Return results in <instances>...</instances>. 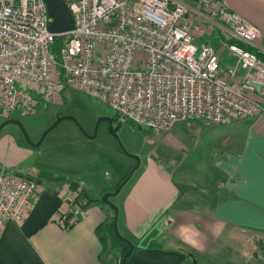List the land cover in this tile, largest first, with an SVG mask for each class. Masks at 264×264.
Returning <instances> with one entry per match:
<instances>
[{"label": "built area", "instance_id": "1", "mask_svg": "<svg viewBox=\"0 0 264 264\" xmlns=\"http://www.w3.org/2000/svg\"><path fill=\"white\" fill-rule=\"evenodd\" d=\"M62 1L73 21L66 34L49 31L43 0H0L1 119L27 115L39 98L57 99L69 88L158 132L264 115L256 98L264 89V35L220 1L194 0L196 11L185 0ZM200 14L222 27L218 50L195 44ZM55 38H64L57 59ZM37 189L34 180L0 173V237L6 222L26 218ZM81 211L72 202L56 225L68 230Z\"/></svg>", "mask_w": 264, "mask_h": 264}, {"label": "rangeland", "instance_id": "2", "mask_svg": "<svg viewBox=\"0 0 264 264\" xmlns=\"http://www.w3.org/2000/svg\"><path fill=\"white\" fill-rule=\"evenodd\" d=\"M196 31L199 36L195 44L216 45L218 36L212 26L204 27L199 23ZM64 117L73 120H60L49 130ZM101 119H110L111 124ZM9 120L17 121L20 127L8 124L0 130L1 174L31 176L36 183L41 182V187H59L62 182H75L94 200H101L106 186L113 190L128 174L121 191L109 199L117 209L116 229L121 240L141 248L155 241L163 250L180 249L190 257L194 254L193 259L187 257L184 264H264L262 233L226 227L215 238L209 234L202 249H192L195 252L189 248L190 244L175 241L171 224L182 206L180 198L172 205V211L164 210L159 217L148 219L140 226L131 222L125 210L127 199L141 182L144 194L152 195L153 186L149 185L144 174L159 171L169 181L173 174L175 179L184 180L185 161L195 145L208 146L210 142L211 146L217 144L219 147L220 139L212 134L215 128L211 126L214 125L185 121L167 132H158L120 118L107 104L71 88L64 90L57 99L45 101L39 98L31 113L12 112ZM5 121L0 118V125ZM110 127L114 137L110 134ZM187 188L188 185H176L178 195ZM99 207L111 213L105 203ZM88 211V208L81 211V219ZM116 244L120 243L104 248L101 257L104 264H110Z\"/></svg>", "mask_w": 264, "mask_h": 264}, {"label": "crops", "instance_id": "3", "mask_svg": "<svg viewBox=\"0 0 264 264\" xmlns=\"http://www.w3.org/2000/svg\"><path fill=\"white\" fill-rule=\"evenodd\" d=\"M217 1L264 35V0ZM185 3L196 11L194 0H185ZM198 22L216 30L218 44L224 41L218 22L203 14ZM256 98L264 104V89ZM211 127L215 128L212 134L220 139L219 147L211 146L210 142L208 146L195 145L185 161L184 180L175 179L173 174L169 181L159 171H149L144 176L153 186L152 195L144 194L141 182L136 192H131L125 208L131 222L140 226L148 219L159 217L164 210L172 211V205L180 198L182 206L172 219L171 230L175 241L190 244L191 250L202 249L209 234L215 238L226 227L264 234V115ZM40 183L37 182L36 200L22 223L8 221L4 224L0 264H104L101 257L107 246L100 241L98 227L111 213L92 204L85 218H79L73 227L63 231L55 220L74 201L75 193L67 188L68 182H62L64 186L59 187H41ZM178 184L188 185L179 195ZM104 190L110 189L106 186ZM115 242L118 241L111 239L108 248ZM120 244H116L110 264H116L120 257ZM147 246L131 253L128 264H184L188 257L180 249L149 250ZM193 255L189 258L193 259Z\"/></svg>", "mask_w": 264, "mask_h": 264}, {"label": "trees", "instance_id": "4", "mask_svg": "<svg viewBox=\"0 0 264 264\" xmlns=\"http://www.w3.org/2000/svg\"><path fill=\"white\" fill-rule=\"evenodd\" d=\"M63 41H64V38H55L51 48H50V51L51 53L53 54V56L57 59L58 57V52L63 44ZM214 48L216 50H218L220 48V43L218 44L216 42V45H214ZM9 117L7 119H4V120H8ZM17 176H21L20 174H16ZM23 177V176H21ZM128 177V174L123 177L118 183L117 185L115 186V188L113 190H104L101 195H104L105 193L107 192H113L117 187L120 186V184L126 180V178ZM27 179H30L32 180V178H28ZM67 185V188L72 191L73 193H75V198H74V201H73V205H78L82 210H85L87 209L89 206H91L92 204H97V203H100L102 204V202L100 200H94V199H91L87 192L85 190H82L80 189L79 185L75 182H69L66 184ZM99 204V205H100ZM111 211V215L108 216L105 221L98 227V230L101 232L103 231L99 236H100V241L101 243H103V245H106V246H109L110 244V241L111 239L114 240V241H118L120 243H122V250L120 252V257L118 258L116 264H121V261H122V258L124 257V255L128 252L129 250V246L124 243L121 239H119L115 233H114V230H113V220H114V215H113V211L112 209H110ZM72 217V214H69L68 215V218H71ZM79 220H77L76 222H78ZM75 224V223H74ZM74 224L71 225V227L74 226ZM147 249L149 250H152V249H162L160 245H158L157 242L155 241H151L148 246H147ZM141 249L138 248V247H133V250H132V254H134L135 252H138L140 251ZM182 253L184 254H187V256L189 257V254L188 253H185L184 251L181 250ZM131 254V255H132ZM131 257V256H130ZM130 257L127 259L126 261V264H128V261L130 259Z\"/></svg>", "mask_w": 264, "mask_h": 264}, {"label": "water", "instance_id": "5", "mask_svg": "<svg viewBox=\"0 0 264 264\" xmlns=\"http://www.w3.org/2000/svg\"><path fill=\"white\" fill-rule=\"evenodd\" d=\"M43 1L46 5L48 15L52 18V23L49 26V31L53 34H66V33H69L70 31H72L73 30V21H72V17L70 15V13L68 11L67 5L62 0H43ZM63 119L73 120L70 117H64L62 119H58V121L49 130L54 128L57 125V123ZM101 120H107L111 124L110 119H101ZM8 124H13V125L20 127V124L17 121L8 119L0 125V130ZM109 129H110V134L114 137V131L112 130L111 127ZM23 135L27 139V136H26L24 131H23ZM93 138H94V136L91 137L90 139H93ZM125 181H123V182H125ZM122 185H123V183H121L120 186L117 187L113 193H105L102 196V199L100 200L101 202H103V204L105 203L108 207H110L114 213L113 230H114L115 235L118 238H120V237L118 236L117 229H116L117 209L109 202V199L119 193ZM124 242L129 246V250L124 255V257L122 258L121 264H126V261L129 258V256L131 255L132 250H133V247L129 243H127L126 241H124ZM193 264H195V262Z\"/></svg>", "mask_w": 264, "mask_h": 264}]
</instances>
